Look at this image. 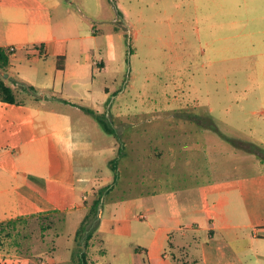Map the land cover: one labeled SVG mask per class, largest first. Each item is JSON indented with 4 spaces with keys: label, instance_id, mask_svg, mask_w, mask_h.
I'll return each instance as SVG.
<instances>
[{
    "label": "crops",
    "instance_id": "1",
    "mask_svg": "<svg viewBox=\"0 0 264 264\" xmlns=\"http://www.w3.org/2000/svg\"><path fill=\"white\" fill-rule=\"evenodd\" d=\"M109 1L0 0V46L15 49L9 75L36 89L29 95L33 103L0 101V221L56 211L78 225L90 207L88 161L95 149L88 118L94 115L90 111H107L110 99V88L94 89V80L119 60L129 9L144 13L137 0ZM144 4L153 7L157 0ZM104 14L111 17L99 18ZM145 110L127 104V116ZM211 117L219 133L193 123L199 133L193 132L187 144L196 147L178 143L165 149L164 138L157 143L152 178L143 168L146 146L130 140L132 133L148 141L147 132L135 131L139 122L127 119V145L135 144L137 152L127 169L138 180L126 199L111 203L127 200V240L136 234L142 244L120 264H264V161L231 145ZM256 144L264 147L262 141ZM111 203H101L97 233L103 208ZM140 208L144 212L135 219L145 225L131 233L128 223ZM112 229L116 236L126 235ZM96 258L95 264H116L115 250L106 245ZM49 259L47 264H54ZM0 264L33 260L0 252Z\"/></svg>",
    "mask_w": 264,
    "mask_h": 264
},
{
    "label": "rangeland",
    "instance_id": "2",
    "mask_svg": "<svg viewBox=\"0 0 264 264\" xmlns=\"http://www.w3.org/2000/svg\"><path fill=\"white\" fill-rule=\"evenodd\" d=\"M137 1L143 4L144 13L136 15L129 9L130 24L122 30L123 37L118 42V62L94 80V89L102 85L110 88L108 109L102 115L115 133L106 132L95 114L88 118L87 131L95 153L88 161L93 184L86 194V203H92L100 190L112 184L113 160L120 179L112 190L102 192V205L126 199L128 187L138 180L137 175L127 184V148H136L135 144L127 145V130L131 132L127 119L139 122L135 131L147 132L148 141H140L132 133L130 140L146 146L143 168L151 170V178L155 157L160 154L155 147L162 138L165 149L178 143L186 148L196 147L192 142L187 144L193 132L199 133L191 121L194 119L209 123V117L214 116L226 135L264 142V0H157L156 5L147 8V0ZM149 1L155 4V0ZM104 16L99 18L111 17ZM5 82L11 85L8 77ZM17 100L33 103L23 91L17 93ZM127 104L148 110L141 111L138 118L127 116ZM175 106L184 107L160 111ZM208 108H212L209 113ZM120 203L103 208L98 233L90 224L76 236L80 223L67 222L68 214L63 212L16 220L19 244L10 246V239L0 248L11 255L20 252L33 264H47L51 262L49 258L54 264H81V252L85 254V264H95L106 245L115 250V263L120 264L127 260L128 251L142 244L136 234L127 240V200ZM139 212L144 210H134L128 223L131 233L145 225L144 220L135 219ZM112 226L118 234L126 235L116 236ZM88 233L92 236L86 241Z\"/></svg>",
    "mask_w": 264,
    "mask_h": 264
},
{
    "label": "trees",
    "instance_id": "3",
    "mask_svg": "<svg viewBox=\"0 0 264 264\" xmlns=\"http://www.w3.org/2000/svg\"><path fill=\"white\" fill-rule=\"evenodd\" d=\"M42 46H43L42 44L39 45V47H42ZM14 52H15V49L13 47L6 48V47L0 46V101L7 102V103L20 102V100H17V93L19 91H23V92L27 93L28 95H34L36 93V89L33 86L26 84L22 81H18L17 79H14L13 77H11L9 75L10 58ZM40 52H42V50H40ZM58 60L59 61L57 62V66H58V68L62 69L63 65H62V63H60V58H58ZM3 73L8 74V79H10V82L15 87L13 85H8L5 82V79L3 78ZM90 112L95 114L96 119L102 125V127L104 128V130L106 132H109L111 134L115 133L114 128H111L109 126V124L106 122V120L102 114H98V113H95L93 111H90ZM209 119L211 120L209 123H206V121H201L198 119L197 120L194 119L191 121H192V123H195L197 126H200L202 128L205 127V128H208L212 131L219 133L216 124L212 121V119L210 117H209ZM225 138L234 147L239 148V149H243V150L251 152V153H254L262 161H264V147L263 146L258 145V144L253 143V142H247V141H243V140H239V139H234L231 137H225ZM120 153L121 152L119 151V155H121ZM136 153H135V148L134 149H131V148L128 149L127 148V164L132 162V157ZM112 162H113V171H114L113 182L111 185L107 186L105 189L100 190L99 191L100 194L98 195V197L96 199H94L92 201V203H90V207L88 209L87 214L81 220L80 225L75 232L76 236H78L82 231L85 232L86 227H88L90 224H94V230H95L97 223H98V214H99V210H100V206H101V194L104 190H112L114 184H116L120 179V174L117 170V167L115 166L116 161L113 160ZM176 166H177L176 163H174L173 165L171 164V167H176ZM132 175L133 174L129 173V171L127 169V184L132 183V179H131ZM132 187H133V185L131 184L128 187V188H130V190L128 189L127 193L130 191H133V192L135 191L134 188L131 189ZM36 216L33 215V216H29V217H18V218H14V219H8L5 221H0V247H2L4 245V242L6 240H10V239L13 240V241H10V243H9L10 246L19 244L17 239H16V237L19 236L18 233L16 232V226H15L16 220H24L26 218L36 217ZM91 236H92L91 233H88L85 237V240L86 241L89 240L91 238ZM0 252H2L3 254L8 253V252H4L2 250V248H0ZM18 255H23V254H21L19 252ZM79 256H80L81 264H85V254L83 252H81V253H79ZM171 259L173 261H175V255L172 254Z\"/></svg>",
    "mask_w": 264,
    "mask_h": 264
},
{
    "label": "water",
    "instance_id": "4",
    "mask_svg": "<svg viewBox=\"0 0 264 264\" xmlns=\"http://www.w3.org/2000/svg\"><path fill=\"white\" fill-rule=\"evenodd\" d=\"M8 77L7 73H3V78L6 79Z\"/></svg>",
    "mask_w": 264,
    "mask_h": 264
}]
</instances>
